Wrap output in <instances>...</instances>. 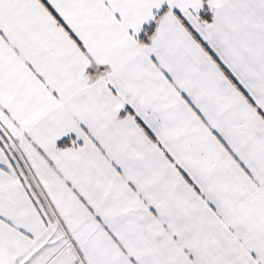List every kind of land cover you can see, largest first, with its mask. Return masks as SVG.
<instances>
[{
	"label": "snow or ice",
	"instance_id": "obj_1",
	"mask_svg": "<svg viewBox=\"0 0 264 264\" xmlns=\"http://www.w3.org/2000/svg\"><path fill=\"white\" fill-rule=\"evenodd\" d=\"M0 264H264V0H0Z\"/></svg>",
	"mask_w": 264,
	"mask_h": 264
}]
</instances>
